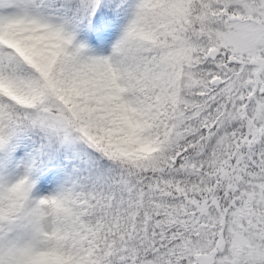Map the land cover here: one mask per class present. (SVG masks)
<instances>
[{
  "label": "snow or ice",
  "instance_id": "snow-or-ice-1",
  "mask_svg": "<svg viewBox=\"0 0 264 264\" xmlns=\"http://www.w3.org/2000/svg\"><path fill=\"white\" fill-rule=\"evenodd\" d=\"M0 264H264V0H0Z\"/></svg>",
  "mask_w": 264,
  "mask_h": 264
}]
</instances>
